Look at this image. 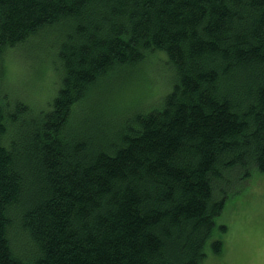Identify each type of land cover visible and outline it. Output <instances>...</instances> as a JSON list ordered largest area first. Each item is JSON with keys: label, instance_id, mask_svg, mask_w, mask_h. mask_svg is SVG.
<instances>
[{"label": "trees", "instance_id": "16d2710c", "mask_svg": "<svg viewBox=\"0 0 264 264\" xmlns=\"http://www.w3.org/2000/svg\"><path fill=\"white\" fill-rule=\"evenodd\" d=\"M30 45L56 74L44 108L2 83L8 54ZM157 53L174 74L162 106L118 116L116 82ZM0 63V264L222 251L218 181L264 172V0H0Z\"/></svg>", "mask_w": 264, "mask_h": 264}, {"label": "rangeland", "instance_id": "374dc122", "mask_svg": "<svg viewBox=\"0 0 264 264\" xmlns=\"http://www.w3.org/2000/svg\"><path fill=\"white\" fill-rule=\"evenodd\" d=\"M35 48L29 46L31 55L22 53L25 48L8 54L2 83L12 99L44 108L55 91L52 78L56 76L49 67L50 56L45 57L46 49ZM41 56L46 58L43 60L46 65L36 76L29 75L30 69L37 71ZM173 78L164 53L149 56L132 75L116 82L110 97L113 112L115 110L118 116L130 115L136 110L144 113L162 106ZM218 183L221 187L217 188V194L225 195L226 203L223 213L216 219L214 239L222 241V251L216 254L212 246H208L206 264H264V172L252 166L237 167L229 170ZM22 236H17L14 244L20 251H25L27 245Z\"/></svg>", "mask_w": 264, "mask_h": 264}, {"label": "bare ground", "instance_id": "6f19581e", "mask_svg": "<svg viewBox=\"0 0 264 264\" xmlns=\"http://www.w3.org/2000/svg\"><path fill=\"white\" fill-rule=\"evenodd\" d=\"M56 72V71H55ZM57 73V72H56ZM55 74V73H54ZM56 75V74H55ZM53 77V76H52ZM56 78V77H55ZM54 78V79H55ZM52 80H53V78H52ZM48 81V80H47ZM46 82V81H45ZM52 82V81H51ZM143 83V82H142ZM45 89H47V88H45ZM53 89V88H52ZM49 90V89H48ZM50 91V90H49ZM49 91H48V94H49ZM43 92V91H42ZM124 92V91H123ZM49 95H52V94H49ZM54 95V94H53ZM47 97V96H46ZM44 98V97H43ZM42 99V98H41ZM47 100V99H46ZM137 101V100H136Z\"/></svg>", "mask_w": 264, "mask_h": 264}]
</instances>
